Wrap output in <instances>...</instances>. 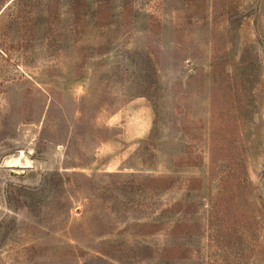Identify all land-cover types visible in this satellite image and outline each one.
Listing matches in <instances>:
<instances>
[{"label":"rangeland","instance_id":"obj_1","mask_svg":"<svg viewBox=\"0 0 264 264\" xmlns=\"http://www.w3.org/2000/svg\"><path fill=\"white\" fill-rule=\"evenodd\" d=\"M0 264H264V0H0Z\"/></svg>","mask_w":264,"mask_h":264}]
</instances>
